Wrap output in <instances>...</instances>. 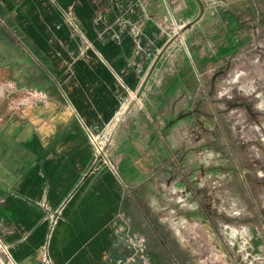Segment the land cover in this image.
Wrapping results in <instances>:
<instances>
[{"label": "rangeland", "instance_id": "obj_1", "mask_svg": "<svg viewBox=\"0 0 264 264\" xmlns=\"http://www.w3.org/2000/svg\"><path fill=\"white\" fill-rule=\"evenodd\" d=\"M53 1L0 0V184L1 181L8 184L2 188L10 192L14 189L11 181L28 178L32 182L35 207L42 212L40 221L46 223L44 240L38 249L40 259L46 255V259H43L45 264H58L55 261L58 231L72 222L67 207L74 197L81 193L88 195L92 190L95 191L98 206L96 232L92 238L99 242L98 250L105 253L103 264H225L223 254L216 250L215 243L225 240L223 226L233 225V220L214 215L213 222L218 229L213 232L211 228V233L205 234L203 227L209 225L202 219L203 209L208 212L211 209L212 215L218 211L210 208L207 200L199 201L202 206L195 201L203 199L200 192L196 197L186 199L180 196L179 188L175 193H170L164 185L167 184L169 171L172 177L176 175L177 182L183 184L187 165L199 164L204 159L206 164L215 160L230 166L227 156L215 152L205 157L201 154V146L191 137L179 139L176 152L169 148L165 139V128L169 121L164 119L161 123L157 121L158 118H135L140 112L159 107L157 94L164 93L157 87H150V76L142 81L140 91L132 90L125 75L115 70L113 62L101 48H95L93 44L91 50L90 44L85 41L88 33L74 9L63 12ZM176 2L164 0V11L146 13L151 18L156 15L154 18L161 23L162 34L170 40L162 49V54L170 43L176 40L182 43L190 62L188 64L194 70L184 82L193 78L192 82L198 84L201 80L206 85L203 99L208 105L204 102L200 106L201 114L214 113L216 109L222 111L223 106L218 104L216 98L225 92H229L233 101L240 98L250 105L255 114L263 113L264 11L258 12L255 27L242 26V23L237 25L230 19L226 21L223 11L185 10L187 0ZM80 5L78 1L77 10ZM88 13V9L82 11L87 18ZM246 15L252 16L253 12ZM71 20L78 22L79 30L71 25L76 32L69 25ZM132 29L135 32L143 30L137 26ZM227 37L235 46H240L234 53L236 56L232 54L224 62L210 61L211 66L199 61L200 58L206 61L212 56L216 60L221 57L218 47ZM74 38L80 42L76 47L71 42ZM95 57L97 64H94ZM182 61L175 65L179 70L180 64L185 62ZM100 64L114 72L117 84L122 88L116 93V99L121 104L112 118H98L96 113L106 100L104 89L107 84L97 83L96 79L97 76L106 78L100 74ZM185 75H179V82ZM164 78L167 75L156 78L159 88ZM213 81L221 86L222 91L218 96L217 92L210 90ZM112 87L113 83L110 82L108 88ZM161 110L165 111L164 107L161 106ZM237 114L240 113L231 110L226 113V118H222L234 124L235 135L244 132V123L241 122L245 118H238ZM263 117L260 120L264 126ZM203 119L205 125L212 123L208 118ZM198 122L202 125L201 121ZM239 125L241 127L238 129ZM245 147V152H249V142ZM191 148L192 154L188 153ZM162 154V192L168 194L162 195L161 201H158L157 197L152 196V186L144 185L139 190L137 183L140 179L153 176L150 170ZM247 156L248 153L243 158ZM74 158L76 164L81 162L77 170L79 181L63 191L60 175L64 172V166H73ZM177 161L182 162L184 170L176 166ZM231 167L234 168L233 165ZM215 174L210 178L213 186H217L219 181L227 183L230 179L233 182L240 178L234 177L233 172L229 175ZM95 182H98L96 190L90 186ZM242 184L243 189L251 194L250 175L243 170ZM219 189L225 193V187ZM138 193L143 194L147 210L146 222L141 227L137 224L138 218L130 212L131 206L128 208V195L137 196ZM226 197L228 202L222 201L219 209L230 214L238 204L229 200L228 193ZM53 198L61 200L54 202ZM242 211L246 215L244 209ZM252 211L245 223L260 222L259 217H264L261 199H253ZM188 213L193 217L185 218ZM154 220H158L178 241L177 252L164 253L161 249L154 250L152 244H146L145 240L150 236L148 225L152 226ZM143 227H146V233L142 236ZM101 242L102 245L105 242V245L101 246ZM182 253L189 256L187 263L183 262ZM0 256L5 264H9L10 255L5 249L0 251ZM13 264L17 263L14 261Z\"/></svg>", "mask_w": 264, "mask_h": 264}, {"label": "crops", "instance_id": "obj_2", "mask_svg": "<svg viewBox=\"0 0 264 264\" xmlns=\"http://www.w3.org/2000/svg\"><path fill=\"white\" fill-rule=\"evenodd\" d=\"M78 1L81 5L79 6L80 9L77 10ZM54 3H58L63 12L74 9L76 16L84 26V30L88 33V36L85 35V41L90 44L91 50L93 44L95 48H101L105 56L113 62L116 67L115 70L125 75V80L133 88L132 90L140 91L142 81L144 82L147 76H150L148 80L151 84L150 87H157L156 89L164 93V95L160 92L157 94L160 102L159 107H153L151 111L140 112L139 116L135 118H158L157 121L161 123L164 119L169 121L165 128V139L169 143V148H173L176 152L178 140L184 138L187 140L191 137L196 144L201 146V154L205 157L215 152H222L227 156L230 166H224L215 160L206 164L204 159L199 164L187 165L188 168L183 173V184L177 182L176 175L173 174L172 177V172L169 171L168 181L164 187L167 192L173 193L179 188L180 196L186 199L196 197L197 192H200V197L203 199H195V201L207 200L208 204L209 202L211 204L210 208L218 211L212 215L210 214L213 213V211L210 212L211 209L209 212L203 209L202 219L209 225L203 227L205 234L211 233V228L213 232L218 229V226L213 222L214 215H218L220 219L233 220V225L224 224L225 226H223V234L226 235L225 240L215 243L216 250L223 254L225 264H264V217H259L261 221L256 223L250 222L248 224L244 221L253 213L254 198L255 200L261 199L264 203V195L262 194L264 192V126L260 120L264 112L255 114L251 111V106L245 104L240 98L233 101L232 97L228 95L229 92L220 94L221 86H217L213 81V84H210V90H213L214 93L217 92V96L220 94L218 97L216 95L213 97H217L216 101L223 106V110L219 112L216 109L214 113L201 114L200 106H203L205 102L203 92L206 85L201 80L198 84L192 82L193 78L184 82L185 78L188 79V74L191 76L194 70L189 65L190 62L186 58L182 43L177 40L170 43L162 54V49L170 40L162 34L161 23L154 18L156 15L151 18L146 13L147 11H164L166 9L164 0H55ZM87 9L89 10L88 18L82 14V11ZM185 10L223 11L227 18L226 21L230 19L237 25L242 23V26L247 24L255 27L258 12L264 11V0H187ZM134 11L138 14H135ZM118 12L121 14L119 15ZM248 12H253V15L248 17L246 15ZM69 23L70 26L73 25L77 29L78 22L71 20ZM229 25H231L230 22ZM135 26L142 27L143 30L135 32L132 29ZM71 42L75 47L80 43L78 38H74ZM239 47V45L235 46L233 41L227 37L218 47L221 57L216 60V57L212 56L206 61L200 58L199 61L201 63L204 61L203 64L207 66H211L210 61H227L226 59L236 53ZM96 57L94 64L98 63ZM179 60L185 61L180 64V70L175 67ZM184 73L186 74L185 77L179 82V75ZM100 74L106 76L102 79L96 77L97 83L107 84L106 89H104L106 100L103 105L100 104L99 112L96 111V113L98 118H112L121 104L116 99V93L119 90L122 91V88L117 84L115 74L109 67L101 65ZM162 74L167 75V78H164L159 88L156 78ZM195 75H197L196 72ZM110 82L113 83V87L109 89ZM230 84L232 85L233 82ZM205 104L208 105L206 102ZM161 106L164 107L165 111L161 110ZM231 110L240 113L237 114L238 118H245L244 122H241V124L244 123V132H238L237 135L233 132L234 124L231 125L230 122L222 119L226 118V113ZM203 118H208L207 120L212 123L205 125ZM198 121H201L202 125H199ZM240 127L241 125L237 126L238 129ZM246 138L249 141H246ZM247 142L250 145L249 152H245ZM224 143L228 148H225ZM74 150L76 151V147ZM188 153H193L192 148ZM247 153V158H243V155ZM163 160L164 155L162 154L150 170L153 176L140 179L137 183L139 190L144 185L152 186V196L157 197L158 201H161L162 195L168 194L162 192ZM80 164V161L76 164L74 158L73 166L70 164L64 166V172L60 175V186L63 187V191L79 181L77 170ZM237 164H239L238 167ZM176 166L184 170L182 162L177 161ZM242 170L250 175L252 195L243 189ZM217 172L227 175L233 172L234 177L240 178L233 182L230 179L227 183L219 181L217 186H213L211 184L214 182L210 183V178L211 176L214 177ZM10 185L14 189L8 192V189L3 190L2 188L8 184H3L2 181L0 184V251H3L5 247L7 248L10 255L9 264L14 263V261L17 264H45L43 259H40L38 249L44 240L46 223L40 221L42 212L35 207L33 184L28 178H23L11 181ZM90 186L95 188L98 186V182L91 183ZM219 187H225L224 194L222 191H218L220 190ZM90 191L88 195L83 196L81 193L74 197L67 207V213L72 222L58 231L59 238L57 239V252H55V261L58 264H103L104 262L103 254L105 253L98 250L99 242L97 243L92 238L96 232L98 206L95 191ZM226 193H228L230 201L238 204L230 214L219 209V204L224 200L227 201ZM142 197L144 196L140 193L137 196L128 195V208L131 206V214L138 218L139 227L143 226L147 219L145 200ZM59 198H53L54 202H59L61 200ZM199 203L202 206L201 202ZM243 209L246 215H243ZM187 217L192 218L193 215L188 213L185 218ZM94 224L95 226L92 227ZM142 229L144 233L141 235L143 236L146 233V227ZM148 229L150 236L145 241L146 244L148 243L147 245L152 244L154 250L161 249L168 254L179 250L178 241L168 229L163 228L158 220H154L152 226L148 225ZM104 245L105 242L103 245L101 242V246ZM149 252L152 253L153 251ZM183 254V262L185 263L189 256Z\"/></svg>", "mask_w": 264, "mask_h": 264}, {"label": "built area", "instance_id": "obj_3", "mask_svg": "<svg viewBox=\"0 0 264 264\" xmlns=\"http://www.w3.org/2000/svg\"><path fill=\"white\" fill-rule=\"evenodd\" d=\"M6 251L8 252L7 248L5 247ZM43 259H46V255H43ZM0 264H5L4 261L2 260L1 256H0ZM13 264V263H11Z\"/></svg>", "mask_w": 264, "mask_h": 264}]
</instances>
